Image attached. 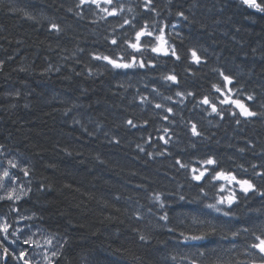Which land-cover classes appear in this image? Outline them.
Wrapping results in <instances>:
<instances>
[{
	"label": "trees",
	"instance_id": "obj_1",
	"mask_svg": "<svg viewBox=\"0 0 264 264\" xmlns=\"http://www.w3.org/2000/svg\"><path fill=\"white\" fill-rule=\"evenodd\" d=\"M89 2L0 0V148L25 156L31 180L28 197L0 201V214H30L63 237L53 264H260L249 245L264 228V12L243 0ZM145 24L165 27L179 60L150 49L135 55L154 67L114 69L94 59H130L125 41ZM170 74L178 83L163 79ZM205 96L223 115L201 103ZM225 96L256 115L221 105ZM209 157L217 164L201 163ZM204 167L210 174L193 180L192 168ZM220 170L255 190L212 180ZM229 188L237 195L231 207H206ZM209 225L216 231L206 239H184Z\"/></svg>",
	"mask_w": 264,
	"mask_h": 264
},
{
	"label": "snow or ice",
	"instance_id": "obj_2",
	"mask_svg": "<svg viewBox=\"0 0 264 264\" xmlns=\"http://www.w3.org/2000/svg\"><path fill=\"white\" fill-rule=\"evenodd\" d=\"M86 2V0H80L81 4H84ZM113 2V0H105V3L107 4H111ZM151 2V0H149V3ZM91 3H94L97 5V7H99V0H91ZM243 3L248 5L251 8H255L261 12H264V5H261L259 3H257V0H243ZM147 6V5H146ZM71 11V9H70ZM102 12L107 13L108 15H116L117 14V9L113 8L111 12L108 11L107 8H103L101 9ZM119 11H123V7L121 6V8L119 9ZM129 11H131V9H129ZM178 15L183 16V13H178ZM129 21L127 19L124 20V24H128ZM120 27H123V25H120ZM53 29H58V25L53 24L52 25ZM154 36V33L152 31L148 30V26L147 24H145V26L143 28H141L139 31H137L135 33V40L133 41H125V43L128 45L129 48H131L132 50H134V53L131 55L130 59L125 60L124 56H118L116 58H112L109 56H94V59H98V60H104L106 61L109 65L112 66V68L114 69H130V68H144L146 66H152L154 67V65L152 64L151 61L147 62V65L145 63V60L143 58L137 60V56L135 55V53H142L144 51H147L150 49V51L152 53H155L157 55L163 54L164 56H169L171 55L172 57H174L176 60L180 59V56L177 54L175 47L169 46L168 45V41L165 38V32L164 29L161 28L159 30V35H155L154 36V42L152 39H149L147 41H143L142 42V38L148 37V38H152ZM118 43V41L113 38L111 40V44L112 45H116ZM191 57L192 60L195 63H200V57L197 55L195 50H192L191 52ZM220 75L223 77V81L225 82L226 85H231L233 84V78L225 75L223 72L220 73ZM163 79L165 81H171L173 83H178V78L176 75H166L163 77ZM215 91L217 93H222V89L220 87H218L217 85H213L212 86ZM228 92H232V88H228ZM177 96H183L184 93H180L177 92L176 93ZM187 95H193V93H188ZM142 100L147 99L146 97H142ZM167 99H171V97H167ZM247 99L249 101H251L253 99L252 96H248ZM183 102V101H181ZM201 103L203 105H210L211 107V111L213 113H217L218 115H223V112L220 111L217 107L216 103H213L212 101L209 100V98L207 96H205L203 98V100L201 101ZM219 103L221 105H235V107L237 109H239V113L242 116L245 117H250L253 115H256V113L252 112L249 107H247V105L241 100V99H232L231 96H225L223 99L219 100ZM157 108L162 107V105L157 104L156 105ZM168 112H172L173 109L172 108H168L167 109ZM233 115H235V113H233ZM165 120L168 119L167 116L164 117ZM239 123V121H237ZM127 123L129 125H132V121L128 120ZM135 126V125H133ZM165 131L167 132L168 130L165 129ZM191 131L193 133V135H200V133L197 131L196 129V125L193 124L191 126ZM161 139H163V137H161ZM165 143H168L167 140H165ZM9 165L12 168H16L17 165L13 162V161H9L8 162ZM177 163L179 164L180 161H177ZM201 163L203 165L206 166H213L217 164V161L212 158L209 157L206 160L201 161ZM181 167H187V165L181 164ZM192 179L195 181H201L205 178L206 174H210L209 172V167H204L203 170H199L197 168H192ZM198 173V174H197ZM24 175L27 176L28 175V171L27 169H24ZM10 181L12 184L16 183L17 177H15L14 175H12L9 170L5 169L2 173V175H0V188H3L5 186V180ZM211 179L212 180H222L227 182V184L231 185L233 183H235L236 185L239 186V189L242 193L247 194L250 191L255 190V185L248 179H238L237 176L232 173V172H227L224 170H220V171H215L214 175H211ZM225 190V186L223 184H221L220 186V191L223 192ZM15 188H12L10 191L7 192L6 196L8 200H20L21 199V195H14L15 193ZM203 188L201 189V192H203ZM23 194V193H21ZM157 199H159V197H156ZM5 199L4 196H0V200ZM181 200L184 199V197H180ZM237 201V195L236 192L233 191L231 188L228 189V195L227 196H219L218 199L216 200V203H211V204H207L206 207L209 209H214L217 212H220L222 209L219 207V205H228L229 207H231L235 202ZM230 213L229 212H224L225 216H228ZM163 219L167 220L168 217L167 215H165L164 217H162ZM206 222L199 220L196 217H193V224L194 225H204ZM11 227V225H9L6 221L4 223H0V232H2L3 238L0 239V248L3 249V255L5 257L11 255H15V253H10V250L7 246H5V240L8 239V233H9V228ZM16 231H20L19 229H16ZM216 231V228L214 226L209 225V230L207 232H201L199 235H190V236H184V239L187 240H204L206 239V237L210 234H214ZM244 231H248L247 229H244ZM261 233L260 235H257L255 232L252 233V235L255 238V242L251 243L249 245V247L251 249H255L258 251V253L260 254V264H264V228L261 229ZM183 235V233H182ZM232 236H238L239 232H232L231 233ZM141 240L145 239L144 236L140 237ZM12 243H16L15 240L12 241ZM24 244L26 245H36V247H40L39 241L33 240L31 237H28L27 239H24L23 241ZM45 245H51L52 244V238H45L44 240ZM205 253L204 252H200L199 255L203 256ZM57 255V252L53 251L51 253V256L55 257ZM27 256V250L25 251H21L19 253L18 258L23 260L24 264H31V261L29 259L26 258ZM43 259L45 261H48V264H52V261L49 259V256L47 255V250H45ZM192 264H196V261L193 260ZM251 264H257L256 260H253L251 262Z\"/></svg>",
	"mask_w": 264,
	"mask_h": 264
},
{
	"label": "rangeland",
	"instance_id": "obj_3",
	"mask_svg": "<svg viewBox=\"0 0 264 264\" xmlns=\"http://www.w3.org/2000/svg\"><path fill=\"white\" fill-rule=\"evenodd\" d=\"M89 3L94 4V3H91V0ZM100 9H103V8L101 7ZM101 13H103V12H101ZM155 28H157V27H155ZM161 28H163L164 32H165V27L161 26L160 29ZM171 29H174V27H172ZM156 30L152 31L150 29L149 31H152L154 33V36L159 35V30L158 29H156ZM168 45H170V44L168 43ZM3 149L0 148V175H2L3 171L6 168L7 170H9V172L12 175L17 177V180H16L17 182L15 184H12L10 181H8L6 179L5 180V186L3 188H0V196L5 197V199H3V200L17 201L18 202L20 200H14V199L8 200L6 194L12 188H15V190H16L14 195H21V199H24L29 194V192H30V184H29L30 164L28 163V160L25 158L24 155H19L17 153H11V152H8L10 150L5 149V148H3ZM9 161H13L17 165V167L12 168L8 163ZM24 169H27V171H28L27 176L24 175ZM21 193H23V194H21ZM16 218H20L21 220H23V222L18 224V225H15L14 220ZM5 221L9 225H11V227L9 228L8 239L5 240V246H7L9 248L10 253H15V255L10 254L9 256L5 257L3 255V249L0 248V264H24L23 260L19 259L18 256H19V253L21 251H25V250H27L26 258L31 261V264H41L43 262H44L43 264H48V261H45L44 259H42L44 256L45 250H47V255L49 256V259L52 262L59 255L60 251L62 250L63 245L61 246V244H59L57 242L56 237L54 235L48 233L46 230H44L41 225L37 224L35 219L33 218V216H31L30 214H26V215L23 214V216L18 215V216H15L13 219H11L10 217H2V218L0 217V223H4ZM16 229H19L20 231H16ZM3 235L4 234L2 232H0V239L3 238ZM28 237H31L33 240L39 241L40 247H36V245L24 244L23 239H27ZM45 238H52L53 239L52 244L51 245H45V243H44ZM13 240H15L16 243H12ZM41 243H42V245H41ZM53 251L57 252L58 255H56L55 257L51 256V253ZM34 254H35V256H34ZM40 254H41V256H40Z\"/></svg>",
	"mask_w": 264,
	"mask_h": 264
},
{
	"label": "bare ground",
	"instance_id": "obj_4",
	"mask_svg": "<svg viewBox=\"0 0 264 264\" xmlns=\"http://www.w3.org/2000/svg\"><path fill=\"white\" fill-rule=\"evenodd\" d=\"M4 148V147H3ZM6 149V148H5ZM21 155V154H20ZM27 166V165H26ZM29 166V165H28ZM23 168V167H22ZM28 168V167H27ZM6 169V168H5ZM18 174V173H17ZM29 177H30V174H29ZM33 178V177H32ZM22 179V178H21ZM17 182V181H16ZM29 184H31V180H30V178H29ZM18 187V186H17ZM28 190V189H27ZM30 190H31V186H30ZM29 194H30V192H29ZM28 194V195H29ZM28 195L24 198V199H26L27 197H28ZM24 199H22V200H24ZM21 200V201H22ZM0 201H2V200H0ZM3 201H5V202H8V201H6V200H3ZM22 216H23V214H21ZM25 215H26V213H25ZM15 216H18V215H15ZM15 216H12V217H10L11 219H13ZM32 216V215H31ZM0 217L2 218V217H8V216H6V215H4V214H0ZM33 218H34V216H33ZM35 219V218H34ZM15 225H18V224H20V223H22L23 222V220H21L20 218H16L15 220ZM36 221V220H35ZM37 223V222H36ZM38 224V223H37ZM44 229V228H43ZM44 230H46V229H44ZM47 231V230H46ZM35 232V231H34ZM48 233H50V234H52V235H54L55 237H56V240H57V242L59 243V244H61V246L62 245H64V242H65V239L63 238V237H60L58 234H56V233H51V232H49V231H47ZM48 237V236H47ZM53 238V237H52ZM24 240V239H23ZM53 240V239H52ZM41 245H42V243H41ZM45 247V246H44ZM62 248H63V246H62ZM43 249V248H42ZM41 249V250H42ZM50 249V248H49ZM44 250V249H43ZM61 252V251H60ZM59 253V252H58ZM60 254V253H59ZM39 255V254H38ZM58 255V254H57ZM34 256H35V254H34ZM40 256H41V254H40ZM58 257V256H57ZM56 257V258H57ZM55 258V259H56ZM43 259V258H42ZM54 259V260H55ZM41 260V259H40ZM57 260V259H56ZM54 262V261H53ZM53 262H52V264H53ZM40 263V262H39ZM44 263V262H43ZM43 263H41V264H43Z\"/></svg>",
	"mask_w": 264,
	"mask_h": 264
}]
</instances>
